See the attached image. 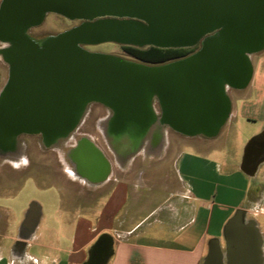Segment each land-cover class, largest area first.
<instances>
[{
    "label": "water",
    "instance_id": "1",
    "mask_svg": "<svg viewBox=\"0 0 264 264\" xmlns=\"http://www.w3.org/2000/svg\"><path fill=\"white\" fill-rule=\"evenodd\" d=\"M49 12L81 21L40 40L30 37L28 30ZM0 39L8 43L2 51L9 63L0 136L11 142L21 133L66 136L91 103L113 112L115 137L141 140L156 120L185 135L214 136L229 115L227 91L247 85L251 55L264 48V0H1ZM102 42L200 47L149 64L85 48ZM99 155L89 168L103 175L108 166ZM224 239V250L211 241L204 264H261L262 237L245 211L228 219ZM111 245L110 238L105 255ZM96 251L88 264L103 261Z\"/></svg>",
    "mask_w": 264,
    "mask_h": 264
},
{
    "label": "crops",
    "instance_id": "2",
    "mask_svg": "<svg viewBox=\"0 0 264 264\" xmlns=\"http://www.w3.org/2000/svg\"><path fill=\"white\" fill-rule=\"evenodd\" d=\"M232 90L233 94L228 95V118L216 135H187L202 138L198 142L186 141L192 149L189 152L177 148L181 142L176 145L170 159L172 164L180 165V176L176 173L167 176L174 184L167 188L165 198L159 202H152L154 193L145 185L142 189L134 188L130 181L134 175L129 174L130 171L120 178L109 176V161L104 155L108 168L100 174L99 180L89 185L111 184L105 202L99 209L96 198L76 207L79 218L83 214V222H75L72 232L65 234L62 229L60 233L59 224L55 235L39 234L40 218L32 236L19 235L23 217L11 227L9 215L17 193L6 201H1L0 196V211H5L3 215L0 212V264H88L90 250L102 235L109 236L112 245L101 264H204L213 239L224 250V226L236 210L245 211L246 219L255 221L258 228L264 227L257 220L258 215L264 216V156L259 152L264 148V50L252 62L247 85ZM243 120L253 124L246 132L241 128ZM241 131L245 143L241 157L226 156L224 147L230 135ZM250 152L253 155H249ZM182 167L190 179L185 178ZM251 169L253 172H249ZM205 171L212 172L213 178L207 179ZM73 176L83 178L79 172ZM228 178L237 181L231 188L237 195L235 202L219 198L226 192ZM118 199L121 202L115 206L114 201ZM145 208L147 213L136 220L135 215H141L139 212ZM91 218L101 221L91 227V234L85 238L79 225L90 224ZM149 218L152 220L148 221ZM146 222L148 226L144 227ZM156 225L161 230H153Z\"/></svg>",
    "mask_w": 264,
    "mask_h": 264
},
{
    "label": "rangeland",
    "instance_id": "3",
    "mask_svg": "<svg viewBox=\"0 0 264 264\" xmlns=\"http://www.w3.org/2000/svg\"><path fill=\"white\" fill-rule=\"evenodd\" d=\"M80 21L79 19H70L61 14L49 12L44 16L40 24L32 26L28 30V35L40 40L78 25ZM7 46L8 43L0 39V93L9 76V63L1 53ZM199 47L200 44L198 43L196 48L198 49ZM85 48L90 51L114 54L125 59L139 61L125 52L122 44L114 42L85 45ZM263 50L264 48L252 54L251 62ZM227 93L232 95L233 90L229 89ZM153 109L159 118L161 108L157 101L153 102ZM109 112L106 106L100 103H91L83 111L77 126L68 135L60 137V140L54 145L46 148L43 146L39 134L22 133L18 136L16 142V152L6 151L0 153L1 201H6L9 196L17 193L16 197L13 198L14 200H12L11 214H9L11 215V227L14 221L20 222L25 212L24 210L31 202L38 203L42 208L38 233H50L49 235L51 236L56 234L59 224L60 233H62V229H65L64 233L66 234L73 231L75 222H83V214L79 218L76 207L88 204L89 200L96 198V208L99 209L100 205L105 202L106 192L111 184L98 187L101 182L97 186H90L84 182L83 178L90 176L89 167L97 163V160L101 161L100 153L91 145L89 140L99 147L109 161V176L120 178L124 172L130 171L129 174L132 173L134 175L133 178H130L134 188L139 187L142 189L143 185H145L144 187L149 188L154 193L155 199L152 202L156 203L165 198V191L174 184L171 181L172 179L167 176L172 177L174 173L177 174V177L180 176V165L172 164L170 159L175 154L176 145L178 146L181 142V146L177 148L182 152H189L192 149L186 145V141L192 139V141L198 142L202 139L200 138L201 136L189 137L156 120L141 140L132 141L124 136L115 137L108 132L106 119H104ZM252 125L251 122L243 120L242 131H248ZM242 131L237 132L235 135H230L229 142L224 147L226 156L236 155V157H241L243 146L245 145ZM154 136L159 137V141L156 146L150 147V140ZM137 144H140L138 148L134 152H129L131 151V146ZM72 154L77 156L75 163L71 157ZM15 165L16 168H14ZM75 168L79 170L81 177H83L80 179L82 182H78L80 181L79 179H74L73 172H76ZM181 172L184 174L183 167ZM205 172L204 175L207 179L213 178L212 172ZM184 176L190 179V176L185 174ZM142 177L146 179L144 180ZM236 184L237 181L234 178H228L224 187L226 192L219 197L220 200L235 202L237 195L236 193L233 194L231 188ZM144 191L146 190L144 189ZM114 202L115 206H117L121 200L118 199V201ZM59 205L60 209H58ZM0 212L1 215L5 213L3 209ZM139 213L141 215L138 213V215H135L136 220L147 213V208ZM119 216L118 214L117 217ZM151 220L149 218L148 221ZM257 220L261 225L264 224V216L258 215ZM100 221L99 218L97 220L91 218L90 224L87 222L84 224L80 223L79 226L83 237H89L91 227L96 222L100 223ZM147 224L146 222L144 227H147ZM6 228H10V226ZM156 229L161 230L159 225L154 226L153 230ZM259 231L262 237L261 264H264V227L259 228Z\"/></svg>",
    "mask_w": 264,
    "mask_h": 264
},
{
    "label": "flooded vegetation",
    "instance_id": "4",
    "mask_svg": "<svg viewBox=\"0 0 264 264\" xmlns=\"http://www.w3.org/2000/svg\"><path fill=\"white\" fill-rule=\"evenodd\" d=\"M194 46H197V44L194 45ZM196 50H197V48H195L194 51H192L190 54L194 53ZM190 54H188V55H190ZM174 60H176V59H174ZM109 111H110L109 114L104 118V119H106V123H107L108 129L110 128V120H111L112 115H113L112 114L113 112L111 110H109ZM159 114H160V117H161L162 116V109H161ZM163 125L170 127L167 123H165ZM108 132H109V130H108ZM112 133H113V131H112ZM4 134L1 133V136H0V153L6 152V151L16 152V142H17L18 136L20 134L16 136V138L14 139L13 142H11L10 138H7L6 135H4ZM37 134L40 135L41 140L43 142V146L46 147V148H48L51 145H54L55 143H57V141L60 140V136H57V137H54V138H47V137H45V135L43 133L39 132ZM158 138L159 137H157V136H154V137L151 138L150 147H154V146L157 145V142L159 141ZM89 141H90L91 145L95 149H97L98 152L101 155H103V153L101 152L99 147L96 144H94L91 140H89ZM139 145L140 144L131 146V151H129V152H134V150H136ZM73 147H75V146H73ZM259 152H260V156H264V148L261 149ZM249 155H253V153L250 152ZM71 157H72V159H73V161L75 163L76 159H77V156L75 154H72ZM77 172H79V170H77L76 173ZM76 173L73 172V174H76ZM89 174H90L89 177H84L85 180H86V183H88V184H91V183L95 182L93 180H99L102 177L100 175L101 173L98 174V173H96L93 170H90ZM41 209H42L41 206L38 203H36V202H31L29 204V206L26 208V211L23 214V220L21 221V223H22L21 224V228L18 231L19 235H22L24 237H30V236H32L35 233L37 224L39 223L41 215H42L41 214ZM109 241H110V237L107 236V235H103L102 237H99L96 240V242L94 243V246L90 250V256H94L97 253L96 250H98V248H100V250H102V251H100L101 252L100 254H101V256H103V259H104V257L106 255H105V252L103 250L106 249V246L108 245ZM17 244H19V242H17ZM109 250H110V248L108 249L107 254H108Z\"/></svg>",
    "mask_w": 264,
    "mask_h": 264
},
{
    "label": "trees",
    "instance_id": "5",
    "mask_svg": "<svg viewBox=\"0 0 264 264\" xmlns=\"http://www.w3.org/2000/svg\"><path fill=\"white\" fill-rule=\"evenodd\" d=\"M195 48L196 46L182 48L147 46L139 48L130 45H123V50L130 56L149 64H161L174 59L183 58L194 51Z\"/></svg>",
    "mask_w": 264,
    "mask_h": 264
},
{
    "label": "bare ground",
    "instance_id": "6",
    "mask_svg": "<svg viewBox=\"0 0 264 264\" xmlns=\"http://www.w3.org/2000/svg\"><path fill=\"white\" fill-rule=\"evenodd\" d=\"M1 53L3 54V51H1ZM59 134H53V135H45V137H47V138H54V137H57ZM7 138H8V136H6ZM91 174V173H90ZM243 229H245V231H247L246 229L247 228H243Z\"/></svg>",
    "mask_w": 264,
    "mask_h": 264
}]
</instances>
